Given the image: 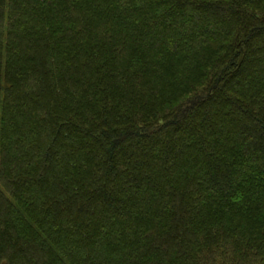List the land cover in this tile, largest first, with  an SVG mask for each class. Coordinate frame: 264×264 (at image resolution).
Masks as SVG:
<instances>
[{
  "label": "trees",
  "instance_id": "obj_1",
  "mask_svg": "<svg viewBox=\"0 0 264 264\" xmlns=\"http://www.w3.org/2000/svg\"><path fill=\"white\" fill-rule=\"evenodd\" d=\"M0 264H264V0H0Z\"/></svg>",
  "mask_w": 264,
  "mask_h": 264
}]
</instances>
